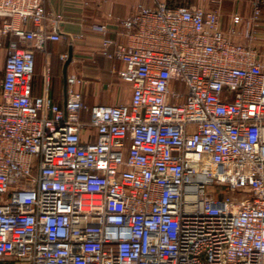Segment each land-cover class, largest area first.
I'll list each match as a JSON object with an SVG mask.
<instances>
[{"label":"built area","instance_id":"built-area-1","mask_svg":"<svg viewBox=\"0 0 264 264\" xmlns=\"http://www.w3.org/2000/svg\"><path fill=\"white\" fill-rule=\"evenodd\" d=\"M153 3L118 19L120 40L101 26L132 95L84 116L82 78L65 104L49 94L63 14L0 0V264H264V0L230 31Z\"/></svg>","mask_w":264,"mask_h":264},{"label":"crops","instance_id":"crops-1","mask_svg":"<svg viewBox=\"0 0 264 264\" xmlns=\"http://www.w3.org/2000/svg\"><path fill=\"white\" fill-rule=\"evenodd\" d=\"M154 4L153 0H44L47 11L60 12L63 20L59 24L63 40L49 42L52 51L49 94L57 103L65 100L63 76L64 63L60 60L61 52H72V60L67 68L68 75L83 79L75 88L83 95V115L88 116L97 104L115 105L127 103L131 99L132 87L118 77L122 67L119 61L111 60L100 53L104 38L101 26L106 24L107 36L120 40L117 32L121 31L118 19L130 16L139 3ZM168 5L186 4L217 10L225 31H230L239 20L249 18L253 12L254 0H166ZM262 36L258 45L264 49V10L259 24ZM238 40H242L238 38ZM244 41V40H243ZM36 67L33 79V92L42 95L45 91V56L35 51ZM92 132L93 139L95 131Z\"/></svg>","mask_w":264,"mask_h":264},{"label":"water","instance_id":"water-1","mask_svg":"<svg viewBox=\"0 0 264 264\" xmlns=\"http://www.w3.org/2000/svg\"><path fill=\"white\" fill-rule=\"evenodd\" d=\"M71 60H72V52L70 51V53H69V57H68V59L65 61V63H64V69H63V71H64V76H63V87H64V95H65V93H66V88H67V68H68V66H69V64H70V62H71ZM65 97V96H64ZM64 104H65V100H64Z\"/></svg>","mask_w":264,"mask_h":264},{"label":"rangeland","instance_id":"rangeland-1","mask_svg":"<svg viewBox=\"0 0 264 264\" xmlns=\"http://www.w3.org/2000/svg\"><path fill=\"white\" fill-rule=\"evenodd\" d=\"M5 55H6V48L3 45L2 47H0V79L3 74Z\"/></svg>","mask_w":264,"mask_h":264}]
</instances>
